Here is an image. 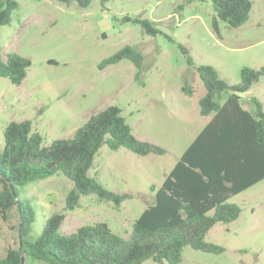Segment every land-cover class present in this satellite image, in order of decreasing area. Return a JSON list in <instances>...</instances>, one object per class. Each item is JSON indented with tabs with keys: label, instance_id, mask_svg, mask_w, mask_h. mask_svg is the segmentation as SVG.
I'll use <instances>...</instances> for the list:
<instances>
[{
	"label": "rangeland",
	"instance_id": "374dc122",
	"mask_svg": "<svg viewBox=\"0 0 264 264\" xmlns=\"http://www.w3.org/2000/svg\"><path fill=\"white\" fill-rule=\"evenodd\" d=\"M251 1L248 19L238 27L220 21L218 34L209 0H92L85 8L56 0H17L10 22L0 28L1 54L16 52L29 58L30 65L20 84L0 77V149L10 121L30 120L48 145L72 137L91 114L109 105L120 109L135 137L164 149L139 155L105 143L99 148L88 174L106 189L130 195L119 205L87 194L78 206L66 209L73 182L62 173L18 186L20 198L29 200L35 212L33 237L52 213L64 214L60 233L100 223L130 236L134 220L154 202L151 186L161 185L211 117L199 111L205 87L196 67L211 65L229 84H237L243 67L264 66V0ZM126 17L149 19L159 32L147 34ZM178 44L188 49L193 64ZM124 45L142 55L137 75L127 58L100 67ZM186 85L192 86L191 95L182 90ZM229 93L222 94L221 103ZM240 95L243 107L253 111L256 98L264 112V76ZM228 202L240 207L239 216L215 223L205 236L223 251L184 246L178 264H264V178ZM19 219L16 207L6 219L0 214V257L8 247L20 245ZM23 264L48 263L24 255ZM141 264L156 263L147 259Z\"/></svg>",
	"mask_w": 264,
	"mask_h": 264
},
{
	"label": "trees",
	"instance_id": "16d2710c",
	"mask_svg": "<svg viewBox=\"0 0 264 264\" xmlns=\"http://www.w3.org/2000/svg\"><path fill=\"white\" fill-rule=\"evenodd\" d=\"M56 1L85 8L92 0ZM209 1L214 12L212 28L218 34L220 21L229 27H238L248 19L252 7L251 0ZM17 6V0H0V28L10 22ZM126 19L140 23L147 34L159 32L149 19ZM178 47L187 63L193 64L188 49L182 44ZM123 58L134 63L137 75L142 55L130 45L103 59L100 67ZM29 65V58L16 52H8L3 57L0 46V77L20 84ZM196 70L205 87V93L198 99L199 111L211 117L184 149L161 185L151 186L154 202L134 220L127 239L100 223L60 233L63 213L48 216L40 233L33 237L35 212L29 200L20 198L18 186L62 173L73 182L66 194V209L78 206L80 196L87 194L119 205L130 195L108 190L88 174L99 148L105 143L112 150L125 147L146 155L162 154V147L135 137L115 105L91 114L72 137L57 138L48 145L32 130L30 120L8 122L0 149V214L6 219L16 207L22 224L20 245L8 247L0 257V264H22L24 255L48 264H141L147 259L156 264H178L184 246L206 252L223 251V247L207 242L206 234L217 222L235 220L241 209L228 199L264 178V112L256 98H252L253 111L240 102V94L264 76V66L243 67L237 84H229L211 65L200 64ZM182 90L188 95L193 93L190 85L183 86ZM224 92L230 93L221 103Z\"/></svg>",
	"mask_w": 264,
	"mask_h": 264
},
{
	"label": "water",
	"instance_id": "95a60500",
	"mask_svg": "<svg viewBox=\"0 0 264 264\" xmlns=\"http://www.w3.org/2000/svg\"><path fill=\"white\" fill-rule=\"evenodd\" d=\"M12 190H13L14 196H16V194H15V190H14L13 187H12ZM17 204H18V206H19V201H17ZM21 224H22V221H21V218H20V219H19V225H18L19 240H20V226H21ZM23 261H24V256H22V264H23Z\"/></svg>",
	"mask_w": 264,
	"mask_h": 264
},
{
	"label": "crops",
	"instance_id": "0c3cea01",
	"mask_svg": "<svg viewBox=\"0 0 264 264\" xmlns=\"http://www.w3.org/2000/svg\"><path fill=\"white\" fill-rule=\"evenodd\" d=\"M244 108H245V107H244ZM208 121H209V120H208ZM208 121H207V122H208Z\"/></svg>",
	"mask_w": 264,
	"mask_h": 264
}]
</instances>
